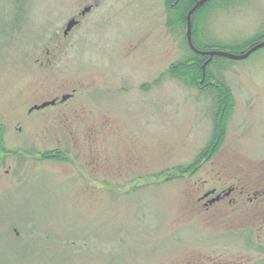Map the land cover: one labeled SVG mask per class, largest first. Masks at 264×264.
<instances>
[{"label": "rangeland", "instance_id": "rangeland-1", "mask_svg": "<svg viewBox=\"0 0 264 264\" xmlns=\"http://www.w3.org/2000/svg\"><path fill=\"white\" fill-rule=\"evenodd\" d=\"M195 2L0 0V264H264V47L192 50ZM191 38L242 53L264 0H207Z\"/></svg>", "mask_w": 264, "mask_h": 264}, {"label": "water", "instance_id": "water-1", "mask_svg": "<svg viewBox=\"0 0 264 264\" xmlns=\"http://www.w3.org/2000/svg\"><path fill=\"white\" fill-rule=\"evenodd\" d=\"M207 0H196V2L193 4V6L188 10L187 14H186V32H185V36H186V42L188 44V46L196 51V52H201L203 54H207L208 58H212V56H224V57H229L231 59H242L248 56V54H250L251 52L264 47V39L253 44L252 46H250L246 51L242 52V53H232L226 50H221V49H212V50H199L197 49L193 42H192V38H191V15L194 12V10L196 8H198L200 5H202L204 2H206ZM89 10V7H86L84 9V12ZM77 23V20L74 18H71L70 20H68V22L65 25V29H64V34H66L70 28L72 26H74ZM67 96H63L61 101H63L64 99H66ZM55 100H51V101H45L43 103H41L39 106H35V108H40V107H44L47 106L49 104L54 103Z\"/></svg>", "mask_w": 264, "mask_h": 264}, {"label": "flooded vegetation", "instance_id": "flooded-vegetation-1", "mask_svg": "<svg viewBox=\"0 0 264 264\" xmlns=\"http://www.w3.org/2000/svg\"><path fill=\"white\" fill-rule=\"evenodd\" d=\"M76 19V18H74ZM78 21V20H77ZM237 193L239 195L243 194L244 191L242 189H240V187L236 184H233L225 189L221 188V189H218V187H213L207 191H203V193L206 195H199L198 198H197V201H199L201 203V205L205 208V209H208V206L210 204H212L213 202H216V201H222V200H229V201H237V195H234L232 196L233 193ZM257 195H263L264 197V194H261V192H259V190H255L253 193H252V196L248 195L249 197V200L253 199L255 196ZM239 200V199H238ZM195 200V202H197Z\"/></svg>", "mask_w": 264, "mask_h": 264}, {"label": "trees", "instance_id": "trees-1", "mask_svg": "<svg viewBox=\"0 0 264 264\" xmlns=\"http://www.w3.org/2000/svg\"><path fill=\"white\" fill-rule=\"evenodd\" d=\"M256 43V42H255ZM255 43H251V44H249V46H252L253 44H255ZM210 47H215V46H213V45H211ZM214 49V48H213ZM212 50V49H211ZM246 50V49H245ZM245 50H243L242 52H244ZM195 54V53H194ZM196 55V54H195ZM217 57H219V59H222V57L223 56H217ZM224 58V57H223ZM199 60H200V58H199ZM198 60V61H199ZM198 61L197 62H195V64H193L195 67H198V71H200V66H199V63H198ZM171 67V66H170ZM169 67V71L171 70V71H174V72H171L172 74H177V73H179V71H177V69H176V72H175V66H174V70L173 69H171ZM193 67V66H192ZM193 69H194V67H193ZM178 76H179V74H177ZM178 79H180V80H185L183 77H181V76H179L178 77ZM187 83H189V84H193L194 83V79H192V80H187ZM221 86V85H220ZM196 159H198L197 157H196Z\"/></svg>", "mask_w": 264, "mask_h": 264}]
</instances>
